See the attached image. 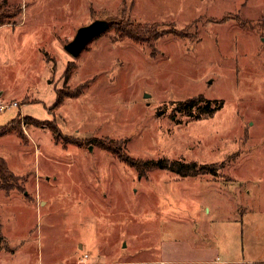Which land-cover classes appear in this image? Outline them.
Segmentation results:
<instances>
[{"label":"rangeland","instance_id":"obj_1","mask_svg":"<svg viewBox=\"0 0 264 264\" xmlns=\"http://www.w3.org/2000/svg\"><path fill=\"white\" fill-rule=\"evenodd\" d=\"M6 2L0 101L18 105L0 126L24 138L0 135V264H157L198 244L264 264V0ZM95 19L108 29L72 55ZM129 24L160 36L122 38Z\"/></svg>","mask_w":264,"mask_h":264},{"label":"trees","instance_id":"obj_2","mask_svg":"<svg viewBox=\"0 0 264 264\" xmlns=\"http://www.w3.org/2000/svg\"><path fill=\"white\" fill-rule=\"evenodd\" d=\"M12 17H13V14L11 13L10 8L7 6L6 0H3L0 3V26L4 25L6 23H9ZM129 25L130 26H125V27H122L119 29L120 35L122 38L128 37V38H131L134 41L138 42V41H144L145 38H142V36H141L142 34L143 35L146 34L147 37H149V38L150 37L158 38L160 36V34H158L157 31L154 29H149V28L145 27L144 30H141L140 26H137V25L133 26L132 24H129ZM153 32H155V33H153ZM99 36H100V34L96 37H99ZM96 37H94L93 39H95ZM78 92H79V90H70V91L65 92V93H63L62 91H58L57 98H56V101L54 102L55 103L54 105H60L62 103L64 97L77 95ZM202 98L203 97L190 98L189 100H187L183 104L186 105L187 107H191V106L195 105L197 101L202 100ZM207 101H209V99H207ZM206 107H208V104L206 105ZM219 108H220V105L211 108L206 113L208 115H210L211 113L218 110ZM14 118H12V120H10L7 124L0 126V135L16 131L18 133V135L23 139L24 137H23L22 131L20 129H17L15 126H13ZM90 141L92 143H97L96 141H98L97 144L100 145L101 147H104L108 150L112 149L111 146H109L105 142H99V140L96 138H91ZM120 156H121L122 160H125L129 164L134 165V167L140 172L145 171L147 169L155 168V167L170 168L173 171H176L177 173H180L182 175L198 173L197 171H200V170L194 169V167L196 166L195 162H191V163H182V162H178V161L167 162V160L163 159V158L162 159H156V160L155 159L137 160V159H134L133 157L126 155V154H123V153H120ZM6 167L7 166L5 164L4 159L0 157V173L2 172L3 174H8V175L12 176L13 178H15L14 174L10 170H8V168H6ZM191 167H193V168H191Z\"/></svg>","mask_w":264,"mask_h":264},{"label":"crops","instance_id":"obj_3","mask_svg":"<svg viewBox=\"0 0 264 264\" xmlns=\"http://www.w3.org/2000/svg\"><path fill=\"white\" fill-rule=\"evenodd\" d=\"M5 25V24H4ZM2 26V25H1ZM195 248V250L205 252L201 256L198 254L199 257H188L187 255L184 256L182 254L176 253V249H167L166 257L156 259L157 264H242L244 259H226V257L222 260L219 259V255L216 257H212L210 255V250H213V247L208 244H198V245H190V249ZM215 249V248H214ZM219 251V249H217ZM216 251V250H215ZM240 253V246L236 253Z\"/></svg>","mask_w":264,"mask_h":264},{"label":"water","instance_id":"obj_4","mask_svg":"<svg viewBox=\"0 0 264 264\" xmlns=\"http://www.w3.org/2000/svg\"><path fill=\"white\" fill-rule=\"evenodd\" d=\"M109 26L105 19H95L77 28L73 38L65 44V48L77 56L83 48L96 36L104 32Z\"/></svg>","mask_w":264,"mask_h":264},{"label":"built area","instance_id":"obj_5","mask_svg":"<svg viewBox=\"0 0 264 264\" xmlns=\"http://www.w3.org/2000/svg\"><path fill=\"white\" fill-rule=\"evenodd\" d=\"M17 105H18V104H17L16 101H15V102H12V103H10V104H8V103H4V102L0 101V112L3 111L5 108H7V107H9V106H17Z\"/></svg>","mask_w":264,"mask_h":264}]
</instances>
